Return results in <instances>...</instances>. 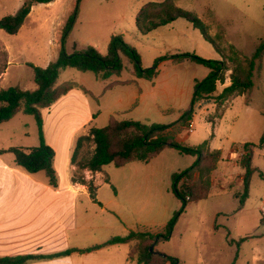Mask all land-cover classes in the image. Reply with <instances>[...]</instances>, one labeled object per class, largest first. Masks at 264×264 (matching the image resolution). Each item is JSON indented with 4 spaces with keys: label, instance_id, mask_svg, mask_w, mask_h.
<instances>
[{
    "label": "rangeland",
    "instance_id": "obj_1",
    "mask_svg": "<svg viewBox=\"0 0 264 264\" xmlns=\"http://www.w3.org/2000/svg\"><path fill=\"white\" fill-rule=\"evenodd\" d=\"M25 1L0 0V19L16 14ZM160 1L163 0H81L77 21L65 45L66 52L71 54L91 45L105 55L111 37L122 35L140 54L143 68L152 67L156 59L177 52H194L205 59L221 60L219 52L204 40L202 33L194 26L190 27L191 40H188L184 28L187 23L183 19L143 36L136 27V14L146 3ZM178 4L199 17L208 27L210 36L224 50L223 58L230 70L226 72L225 83H218L212 99L195 107L192 129L187 128L171 139L177 141L180 138L185 144L194 146L210 141L215 129L214 148L223 151L222 170L219 173L224 176H219L214 182L215 188L207 199L188 204L170 239L153 246V250L178 258L179 264H264V149H254L252 166L255 172L249 196L243 205L240 198L244 173L239 165L243 144H257L264 130V58L257 63L254 88L250 95L216 100L225 85L230 83L229 76L236 64L235 60H231L230 46L240 50L242 57H249L264 39V0H181ZM75 5L76 0L35 3L17 34L10 35L0 30V76L6 72L4 79H0V90L8 87L21 90L37 88L28 63L46 67L57 59L62 30ZM194 42L200 45L197 50L193 48ZM123 63L131 67L127 58L123 57ZM208 72V68L197 63L174 65L172 62H162L154 81H143V95L138 107L122 116V119L165 125L175 123L190 106L194 80L204 79ZM122 77H129L126 70ZM68 81L81 83L97 95L102 93L104 87L93 72L62 70L57 84ZM117 94L102 97L101 106L97 101L90 100L93 111H102L93 126L107 125L108 112L118 107L114 102ZM79 102L74 99V106L71 104L70 110L74 107L83 118L86 106ZM211 106L213 110L209 111ZM68 113L70 117L59 116L57 110L52 109L51 121L47 123L45 139L56 147L59 161L64 160L70 144H73V154L81 135L76 130L80 115L71 111ZM214 118H217L215 128ZM37 145L38 127L32 115L21 112L0 124V148ZM94 147L91 141H85L77 160H87ZM193 161V157L167 149L148 163L138 161L121 168L107 165L103 175L112 180V187L102 186L100 194L111 193L116 188L115 184L122 185L124 175L132 177V186L126 190H130V195L146 196L151 191L154 228L161 229L181 207L173 193V174L190 167ZM76 174L79 175L78 171Z\"/></svg>",
    "mask_w": 264,
    "mask_h": 264
},
{
    "label": "trees",
    "instance_id": "obj_2",
    "mask_svg": "<svg viewBox=\"0 0 264 264\" xmlns=\"http://www.w3.org/2000/svg\"><path fill=\"white\" fill-rule=\"evenodd\" d=\"M55 0H26L16 14L7 15L0 19V30L10 35L17 34L26 18L31 13L35 3H51ZM179 0H164L162 2H149L142 6L136 14V27L146 36L148 33L167 25L178 19H184L198 29L205 40L221 54L222 60L205 59L193 52H177L172 55L162 56L154 62L152 67L143 68L141 56L138 51L127 43L122 35L111 37L107 53L101 54L94 46L87 45L82 49L68 54L66 52L67 39L77 21L81 0H76V5L66 21L60 37V51L55 61L46 67H39L32 63L28 66L33 70L35 90H21L8 87L0 90V124L13 119L18 113L32 115L37 123L39 145L25 149L11 147L7 151L13 153L15 163L28 173L44 172L48 183L57 187L58 176L53 167L55 158L54 149L47 143L43 130V110L49 109L61 97L73 88L79 87L74 82H65L58 85L59 74L65 69H75L81 72H93L100 79H107L113 75L119 76L124 70L123 57L129 61L134 75L137 78L154 80L159 73V66L164 61L180 64L191 61L209 69L208 75L202 80H195L194 92L190 106L182 113L181 117L173 124L145 123L136 120H116L111 118L107 126L91 128L88 135L80 136L71 157L72 164L79 175H74L73 181L87 184L84 179V170L103 172L107 165L113 164L121 168L131 162H150L164 149H174L182 155L195 158L193 164L185 170L173 174V193L180 201L181 207L159 229L158 232L131 231L125 236H114L103 244L94 245L85 249H69L48 256L22 255L15 257H0V264H25L33 259H44L66 256L72 252L86 253L103 247L116 244L133 243L127 257L128 263L135 264H179V259L167 255L157 249L158 243L170 239L171 234L180 215L188 204L207 199L212 192V172L217 169L222 155L220 150H211L208 141L191 146L171 139L173 135L190 129L195 107L205 100L212 99L217 92L218 83L224 84L226 72L230 70L224 61V50L217 41L210 36L208 27L199 17L192 12L181 8ZM231 60H235V67L229 76L230 84L218 95V101L231 97L248 96L254 88V74L257 63L264 58V39H262L253 55L242 57L240 50L230 46ZM242 57V59H240ZM85 141L94 144L92 155L87 160H77L79 151ZM264 149V130L258 143L246 142L243 144V153L239 165L243 170V192L240 203L243 205L249 196L252 176L255 172L252 166L254 149ZM1 152V151H0ZM88 188L93 196L94 186L88 183ZM136 255V256H135ZM136 258H135V257Z\"/></svg>",
    "mask_w": 264,
    "mask_h": 264
},
{
    "label": "crops",
    "instance_id": "obj_3",
    "mask_svg": "<svg viewBox=\"0 0 264 264\" xmlns=\"http://www.w3.org/2000/svg\"><path fill=\"white\" fill-rule=\"evenodd\" d=\"M181 20L178 19L172 24ZM186 23V26H184L185 34L188 40H191L189 39L191 35L189 33H192L190 32V27L193 25L187 21ZM193 46L194 50H197L200 45L195 43ZM180 48L186 50L183 47ZM189 62L191 61L173 64L184 65ZM124 70L129 75L127 79L122 77ZM124 70L119 76L113 75L107 79H100L95 75L104 85L100 95L94 94L92 90L84 87L81 83L68 81L78 84L79 87L73 88L49 109L43 111L45 137L47 136V123L51 121L52 109L57 110L59 116H69L71 115L68 113L69 111L71 113H78L80 115V118L78 117L80 122L76 130L82 135L95 127L93 124L102 115L101 110L93 111L90 106V100H95L100 105L102 97L105 95L112 96L115 93H118L114 101L118 107L108 112L106 116L108 120L107 125L111 118L119 121L134 120L122 119V116L138 107V103L143 95L142 84L146 79L137 78L134 75L132 67L128 68V66H125ZM4 75H6V72L1 74L0 79H4ZM146 81L153 82L154 80ZM229 84L225 85V87ZM74 99L81 101L79 104L81 103V105L84 104L86 106L83 118L81 113L74 107L70 110V105L74 106ZM211 110H213L212 106L209 108V111ZM204 112L207 113V110H204ZM213 120V127L215 128L217 118ZM179 134H176V136ZM215 139L214 129V133L210 141L208 140V144L211 150L221 151L222 161L223 151L220 148H214ZM181 140L177 138L178 142H183ZM49 145L55 151L53 167L58 176L57 187L49 185L48 178L44 172L31 174L18 166L15 163L13 153L7 151L11 147L0 148V257L22 255L48 256L69 249H85L103 244L114 236H125L131 231H159L158 228H154V201L151 191L148 192L147 196L144 194L130 195V190H126V188L130 185L132 186V177L124 175L122 185L115 184L116 188L111 193L102 196L100 194L102 186L112 187V180L103 175L105 168L103 172L96 173L84 170V179L87 184L74 182L73 177L77 170L71 162L73 144L68 146L64 160L62 161L58 159L56 147L53 144ZM23 148L28 149L31 147ZM221 161L217 169L211 174L212 190L215 188L214 182L219 179V176H224L219 173V170H222ZM89 182H92L95 187L93 196H91L88 188ZM142 212L144 213L143 215H141ZM96 218L102 219L96 220ZM100 236L104 237V239L99 240ZM132 245L133 243L110 245L92 252H72L66 256L33 259L25 264H133L127 262L128 253Z\"/></svg>",
    "mask_w": 264,
    "mask_h": 264
},
{
    "label": "water",
    "instance_id": "obj_4",
    "mask_svg": "<svg viewBox=\"0 0 264 264\" xmlns=\"http://www.w3.org/2000/svg\"><path fill=\"white\" fill-rule=\"evenodd\" d=\"M150 251H151V252L153 251V246L150 247Z\"/></svg>",
    "mask_w": 264,
    "mask_h": 264
},
{
    "label": "built area",
    "instance_id": "obj_5",
    "mask_svg": "<svg viewBox=\"0 0 264 264\" xmlns=\"http://www.w3.org/2000/svg\"><path fill=\"white\" fill-rule=\"evenodd\" d=\"M192 127H193V126H192V123H191V124H190V127H189V128H190V130L192 129Z\"/></svg>",
    "mask_w": 264,
    "mask_h": 264
}]
</instances>
